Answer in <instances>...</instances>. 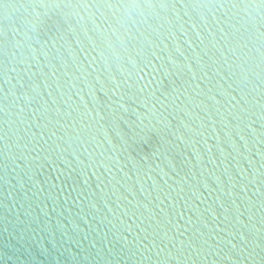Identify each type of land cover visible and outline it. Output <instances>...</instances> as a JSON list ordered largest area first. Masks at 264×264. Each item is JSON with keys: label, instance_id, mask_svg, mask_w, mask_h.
<instances>
[{"label": "water", "instance_id": "1", "mask_svg": "<svg viewBox=\"0 0 264 264\" xmlns=\"http://www.w3.org/2000/svg\"><path fill=\"white\" fill-rule=\"evenodd\" d=\"M149 2L0 0V264H264L259 13Z\"/></svg>", "mask_w": 264, "mask_h": 264}, {"label": "snow or ice", "instance_id": "2", "mask_svg": "<svg viewBox=\"0 0 264 264\" xmlns=\"http://www.w3.org/2000/svg\"><path fill=\"white\" fill-rule=\"evenodd\" d=\"M43 7L44 5H40ZM118 7H127L129 9H136V8H151L155 5L151 4L149 0H126V3L124 5H117ZM197 5L193 4L190 5V7H196ZM200 7H203V5H199ZM223 6V5H219ZM231 8L241 9V10H247L251 12L253 15L257 16V19L259 20V34L260 37H264V0H236V2L231 4ZM203 22V20H202ZM256 28L255 23H253L251 20L249 21V28L245 29V33L253 30ZM197 39H199V35L197 34ZM223 39V37H221ZM233 41H235V45L238 49L242 51L243 55V49L247 48L248 46V40L246 35L236 36L233 35L232 37ZM104 41H101L103 43ZM98 45H93V47ZM262 55H261V63L264 64V41H261L260 44ZM181 55H183L181 53ZM101 119H104V117H101ZM115 132V137L110 138L109 131ZM126 135V134H125ZM104 142L112 145V148H115L116 144L113 143V140L118 141L119 143L124 140V135L121 134L120 130L117 129V126L115 124L110 125L107 133L103 137ZM126 142V141H125ZM122 146V145H121ZM233 248L236 247V245H232Z\"/></svg>", "mask_w": 264, "mask_h": 264}]
</instances>
